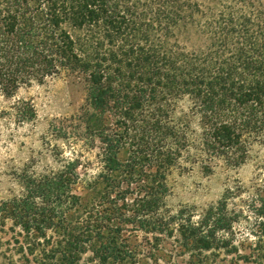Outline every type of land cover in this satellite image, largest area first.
<instances>
[{"label": "trees", "instance_id": "16d2710c", "mask_svg": "<svg viewBox=\"0 0 264 264\" xmlns=\"http://www.w3.org/2000/svg\"><path fill=\"white\" fill-rule=\"evenodd\" d=\"M152 3L0 0V93L82 75L100 142L96 173L75 151L56 171L23 175L24 193L0 198V231L13 221L21 264H139L147 250L192 264L222 254L264 264V186L251 197L250 253L236 240L228 197L201 212L166 203L184 158L206 171L220 158L242 164L264 139V12L251 0ZM15 108L19 122L34 119L29 101Z\"/></svg>", "mask_w": 264, "mask_h": 264}, {"label": "rangeland", "instance_id": "374dc122", "mask_svg": "<svg viewBox=\"0 0 264 264\" xmlns=\"http://www.w3.org/2000/svg\"><path fill=\"white\" fill-rule=\"evenodd\" d=\"M162 1L148 0L155 7L162 4ZM199 1L206 9H213L218 3L238 0ZM251 1L264 12V0ZM74 35L84 38L86 32L75 31ZM20 99L33 105L34 119L22 123L18 121L15 104ZM184 106L180 104L179 111ZM93 112L88 100L87 83L79 74L64 72L43 83L35 82L21 88L14 97H6L0 93V198H11L24 193L23 175L38 176L56 171L75 151L82 154L90 173H96L100 142L97 135L95 141L88 129V117ZM178 116H181V112H178ZM101 124L103 123L100 122L99 126ZM202 165L193 158H184L172 169L168 177V210L190 208L201 212L228 197V210L237 217L234 225L236 240L244 243L242 253L252 252L255 247L252 232L258 228L252 213L251 197L264 186V139L252 143L242 164H232L220 158L213 162L211 171H206ZM11 227L13 221L9 219L4 231H0L3 240L0 264H4V257L10 256L17 264L22 263V258L12 243L14 231ZM138 242L149 246L142 233H139ZM262 247L264 249V243ZM168 249L171 250L172 246ZM169 254L165 251L151 255L147 250L141 254L139 264H192L191 257L187 254ZM211 259L212 264H236L235 259L224 254L211 256ZM261 261L264 263V257ZM240 264L245 263L240 261Z\"/></svg>", "mask_w": 264, "mask_h": 264}]
</instances>
